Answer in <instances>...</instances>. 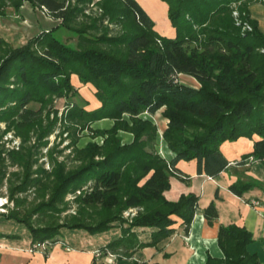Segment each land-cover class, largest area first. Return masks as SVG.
<instances>
[{"label":"trees","instance_id":"16d2710c","mask_svg":"<svg viewBox=\"0 0 264 264\" xmlns=\"http://www.w3.org/2000/svg\"><path fill=\"white\" fill-rule=\"evenodd\" d=\"M24 1L58 22L23 45L12 46L0 37V121L19 132L42 127L43 111L53 96L64 98L63 118L80 128L102 118L114 119L110 128L94 131L105 134L102 143L75 148L83 161L77 168L64 171L59 164L49 173L38 168L47 174L46 180L31 176L29 152H9L11 161L26 171L15 190L10 188L12 193L34 186L44 196L50 188L47 199L24 211L10 192L15 207L0 212L24 223L32 244L57 242L62 227L95 233L117 225L120 235L98 252L129 258L137 249L170 236L177 217L184 231L189 230L199 196L189 191L168 199L164 194L171 175L187 179L176 166L179 160L195 159L197 173L215 176L230 168L221 144L255 136L252 150L234 163L264 164V31L253 18L252 29L241 31L231 14L232 3L241 1L239 7L246 8L245 0H165L175 28L172 36L153 28L137 0H0V16L7 7L18 13ZM91 3L98 14L91 12ZM60 28L73 32L76 43L60 38L56 34ZM73 74L94 87L99 103L93 108L72 83ZM180 74L194 77L199 85L183 82ZM32 102H39L38 107ZM162 107L167 119L162 137L173 152L170 159L155 148L156 123L140 116ZM55 120L41 128L39 143ZM118 130L131 132L132 140L122 142ZM3 160L0 151V184L8 173ZM234 171L237 178L229 189L235 194L258 185L253 177ZM68 193L73 194L70 201L65 200ZM70 202L75 203L74 210L55 221L53 216L66 211ZM202 212L208 223L218 214L213 202ZM36 214L46 218L33 222ZM138 227L150 228L148 240L140 238ZM216 240L222 256L207 253L205 264H259L257 252L248 249L253 235L245 226L220 224Z\"/></svg>","mask_w":264,"mask_h":264},{"label":"crops","instance_id":"0c3cea01","mask_svg":"<svg viewBox=\"0 0 264 264\" xmlns=\"http://www.w3.org/2000/svg\"><path fill=\"white\" fill-rule=\"evenodd\" d=\"M151 2V0H149ZM147 14L151 15L147 7L148 0H137ZM31 4L24 1L15 16H24L19 25L11 23V28L17 29L24 23L33 25L36 19L41 30L52 25L54 18L44 14L34 17ZM35 9H38L35 7ZM27 12V13H26ZM31 13L33 17L26 14ZM33 19V20H32ZM43 22V25L42 23ZM28 25V24H27ZM259 27L264 31L262 22L258 21ZM168 35L175 33V28L168 27ZM246 138V139H245ZM248 137H238L233 141H224L221 150L230 161V168L222 170L215 176L205 173H197L196 160H179L176 166L185 174L187 179L182 180L176 176H170V187L164 191L168 199H176L181 193L189 191L195 192L198 196L197 208L191 221L188 231H184L181 218L177 217V222L173 224L175 231L168 237L159 241L156 245H149L137 249L129 258H118L114 254L99 253L98 246H92L89 236L80 232L78 235L68 236V239L34 247L28 240H11L6 236H0V264H205L207 253L215 256H222V251L217 244L216 236L220 224L235 223L243 225L249 229L253 235L252 242L248 249L256 251L259 264H264V169L257 171L255 165L262 164L259 160L235 165L241 154L252 150L253 139ZM167 159L173 157V152L167 148L165 155ZM235 169L243 172V177H253L259 183L250 189L245 190L241 195L235 194L229 189V185L237 178ZM210 202H213L217 209V217L212 223H208L202 209ZM1 217V215H0ZM6 221L0 218V224ZM139 236L143 240L150 238V228H136ZM5 233V232H3ZM10 233V232H7ZM17 236V233H15ZM19 235V234H18ZM80 236V237H76ZM30 238V237H29ZM91 239V238H90ZM65 243V245L62 244ZM41 247V248H40ZM32 248V249H31ZM47 249L45 254L44 249ZM94 258V260H93Z\"/></svg>","mask_w":264,"mask_h":264},{"label":"rangeland","instance_id":"374dc122","mask_svg":"<svg viewBox=\"0 0 264 264\" xmlns=\"http://www.w3.org/2000/svg\"><path fill=\"white\" fill-rule=\"evenodd\" d=\"M94 1L95 0H93V2ZM245 1L246 8L239 7L241 5V1H235L232 3L231 14L234 18L235 23L240 25L241 31L251 30L253 25L250 19L253 18L257 21V23L260 20L264 29V0ZM90 5H92V3ZM146 5L149 9V12L151 13V15L149 14V16L153 20V28L158 33L168 36V31L165 29L168 27L173 28L168 15V3L165 0H151V2L148 0ZM91 8L93 9H91L92 11L89 8H87L86 11H91L92 13L93 11H95L98 14L99 9L97 8V6L92 5ZM40 11H42L40 8H33L35 18L37 17V15H43ZM13 12L14 11L12 7H7L5 10V14L3 16H0V37H2L7 43L12 46L23 45L24 43H26L30 36L40 31V28L38 26V22L40 21H38L37 19L34 21L32 19L33 25L29 26L30 23L27 22L24 23L23 26L17 27V29L11 28V23L14 25H19L21 24L20 20L22 21L24 17L22 15L19 17H14ZM44 14L45 16L47 15L45 12ZM26 15H31V17H33L31 13H28ZM57 22L58 19H54L53 24L48 25L47 28L52 27ZM41 23L43 25V22ZM110 25L115 28V24ZM56 34L65 41L73 44L76 43V35L66 28H60L59 30H57ZM178 77L183 82L190 83L196 86L199 85L198 81L192 76L180 74L178 75ZM72 83L76 88H78L83 98L88 100L87 107L93 108L99 103L98 99L94 95V87L91 84L81 82L78 76L75 74L72 75ZM65 104L66 101L64 100V98L53 96L52 103H49V105H47V107L44 109L42 115V127L45 126L50 120H53L54 118H56V120L47 135L41 138L44 141L43 143L38 142V136L42 128L40 125L32 126L26 132H19L14 125H8L6 122L0 121V151L1 156H4V166L8 171L6 176L3 178L2 183L0 184V201L4 204V211L8 208L15 207V201L9 197V194L11 192L10 188L13 187L12 189L15 190L14 186H17L19 182L22 181L26 172L24 166L19 165L17 162L11 161V159L8 157L10 151L17 150L29 152L30 165L28 167V170L30 171L31 176L39 175L44 180L45 176L47 175L45 173L51 172L56 165L59 166V164H62L63 170L66 171L75 169L80 164H82V159L76 156L75 148H82L88 142H97L99 144L102 143L103 139L105 138V134H96L94 131L96 129H108L114 123L113 118H102L88 124V126L84 128H80L78 127V125L73 124L63 118V114L66 110ZM31 105L34 107H38L39 102H32ZM162 109L163 107L157 110L154 114L143 112L142 114H140V116L144 118H150L153 122L156 123L157 139L155 148L162 156H164L168 146L166 145V142L162 137V131L166 126L167 119L161 114ZM123 118L128 119L127 114H124ZM117 134L121 137L122 142H129L133 137L131 132L125 130H118ZM40 167L44 168L45 173L38 172V168ZM254 169L257 171H261L262 169H264V165H255ZM12 194L15 198L17 197L19 199V210L24 211L28 210L31 206L41 201L42 199H47L50 196V188L45 191L44 196H42L41 194L39 195L37 189L34 186H31L25 191H14ZM72 198V193H68L65 196V200L67 201L72 200ZM74 208L75 203L70 202L69 208L66 211H62L59 215L53 216V218L55 219V221H61L64 218V215L67 212H72ZM128 213L129 211H126L125 215ZM0 218L6 221L0 224V232H10L14 234L17 233V236H6L8 239L15 241L19 240V242L29 239L27 243L30 242L29 229L24 223L17 222L14 219L4 218L3 215H1ZM37 218L45 219L46 217H40L38 214H36L32 217L33 222H35ZM80 232H84L82 234H86V236H89V240L93 241L92 246L96 245L100 247L108 241L118 237L120 235V227L115 225L113 227H110L109 229L95 233H90L80 228L62 227L61 232L57 235V238H59L61 241H66V239H68V236H71L72 238L74 234L78 235ZM46 245V242H42L38 246H41L43 249Z\"/></svg>","mask_w":264,"mask_h":264},{"label":"built area","instance_id":"2783aa9c","mask_svg":"<svg viewBox=\"0 0 264 264\" xmlns=\"http://www.w3.org/2000/svg\"><path fill=\"white\" fill-rule=\"evenodd\" d=\"M3 209H4V204H3V202L0 201V210H1V211H4ZM40 244H41V243H34L33 246L36 247V246H38V245H40Z\"/></svg>","mask_w":264,"mask_h":264}]
</instances>
